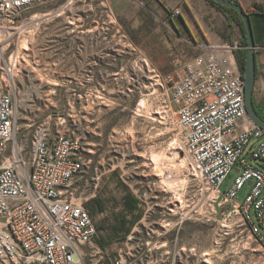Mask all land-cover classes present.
I'll list each match as a JSON object with an SVG mask.
<instances>
[{
  "label": "built area",
  "instance_id": "2783aa9c",
  "mask_svg": "<svg viewBox=\"0 0 264 264\" xmlns=\"http://www.w3.org/2000/svg\"><path fill=\"white\" fill-rule=\"evenodd\" d=\"M73 1L62 8L68 11ZM46 2L0 0V264H201L193 259L194 249L172 252L137 225L115 249L100 248L86 208L95 194L88 197L85 189L95 191L102 174L88 157L82 135H63L56 128L51 137L49 125L42 123L30 138L17 142L20 58L17 50L7 58L6 52L18 28L35 17L22 14ZM179 14L173 10L170 18ZM57 15L43 16L48 21ZM241 39L231 45L196 44L200 53L164 76L144 61L146 80L159 85L163 111L175 119L186 161L184 184L173 186V174L165 171L146 185L138 182L132 192L146 214L162 210L177 218L176 225L226 223L230 233L246 231L264 253V129L246 111L237 60ZM58 121L65 123L61 116ZM234 168L236 177L222 192Z\"/></svg>",
  "mask_w": 264,
  "mask_h": 264
},
{
  "label": "rangeland",
  "instance_id": "374dc122",
  "mask_svg": "<svg viewBox=\"0 0 264 264\" xmlns=\"http://www.w3.org/2000/svg\"><path fill=\"white\" fill-rule=\"evenodd\" d=\"M67 1L47 0L23 13L22 18L38 16V25L18 28L20 33L6 52L5 58L17 50L20 58L17 74L23 99L17 115V142L30 138L32 129L42 123L49 125L51 137L56 128L63 135H82L88 157L102 174L95 191L93 186L85 189L86 196L95 194L86 204L98 200L104 207L92 215L99 247L115 249L125 230L137 225L172 252L194 249L193 259L201 264H264V253L246 231L230 233L221 222L176 225L177 218L162 210L146 214L137 207L129 212L125 205L131 203L138 182L146 185L165 171L173 174V186L183 187L184 166L180 164L185 157L175 119L163 111L165 96L159 85L146 80L144 61L164 76L192 60L200 53L192 37L196 29L201 30L199 20L214 31L218 22L208 10L213 7L225 17L223 12L208 0H181L169 10L184 14L174 19L177 26L185 27L178 29L167 20L170 16L163 0H74L66 11L62 6ZM53 14L58 17L44 19ZM181 39L191 42L194 49ZM253 99L264 109V88H254ZM59 116L65 120L61 126ZM23 145L28 150V144ZM154 153L164 155L159 168L150 160ZM235 177L234 168L222 192ZM244 195L239 192L238 200ZM123 226V231H116Z\"/></svg>",
  "mask_w": 264,
  "mask_h": 264
},
{
  "label": "crops",
  "instance_id": "0c3cea01",
  "mask_svg": "<svg viewBox=\"0 0 264 264\" xmlns=\"http://www.w3.org/2000/svg\"><path fill=\"white\" fill-rule=\"evenodd\" d=\"M159 1V0H158ZM162 1V0H160ZM159 1V2H160ZM166 2L164 7L169 12V16L172 12H170V7L177 5L181 0H163ZM238 4L242 7L245 13L249 14L251 28L253 33V39L255 44V65H256V73L257 79L255 80L254 88L259 86L264 88V0H235ZM163 5V4H162ZM175 5V6H176ZM174 10V9H173ZM208 14H213V18L217 19L218 28L212 31L203 20H199L201 30H197L192 33L193 42H195L198 46L203 43H210L214 45H218L221 43L231 45L237 39L242 38V32L238 25L230 24L228 20L219 12L217 9L211 7L208 10ZM183 13H180L179 16L170 19L169 17L167 20L171 22L173 21L174 25L180 29H184V25L180 24L177 26L178 23L175 22L174 19L183 16ZM200 16H198V19ZM231 31V33H230ZM185 41L187 46L190 47L191 42L187 41L186 39H181ZM192 49L194 47L191 46ZM191 60L186 61L188 63ZM183 63V64H185ZM254 91V90H253ZM262 91V90H261Z\"/></svg>",
  "mask_w": 264,
  "mask_h": 264
},
{
  "label": "water",
  "instance_id": "95a60500",
  "mask_svg": "<svg viewBox=\"0 0 264 264\" xmlns=\"http://www.w3.org/2000/svg\"><path fill=\"white\" fill-rule=\"evenodd\" d=\"M216 4L228 7L235 11L243 24L244 36L246 39V56L243 67V79L245 85V106L249 117L264 129V119L253 109V90L255 84L256 65H255V44L249 16L244 12L242 7L233 3L231 0H213Z\"/></svg>",
  "mask_w": 264,
  "mask_h": 264
},
{
  "label": "trees",
  "instance_id": "16d2710c",
  "mask_svg": "<svg viewBox=\"0 0 264 264\" xmlns=\"http://www.w3.org/2000/svg\"><path fill=\"white\" fill-rule=\"evenodd\" d=\"M212 5L216 6L220 11L223 12V14L225 15V17L228 19L229 22L231 23H234L236 25L239 26L241 32H242V39H241V46H242V49L238 52L237 54V60H238V64H239V67H240V70L241 72L243 73V67H244V64H245V56H246V39H245V36H244V27H243V24H242V21L239 17V15L233 11L232 9L228 8V7H223V6H220L218 4H216L213 0H208ZM233 3L235 4H238V2H236L235 0H231ZM239 5V4H238ZM248 16L249 14L246 13ZM257 79V73L255 75V80ZM253 109L262 116V118L264 119V109H263V106L261 104H256V102L254 101L253 99ZM130 201L131 203L127 202L125 205H126V208L129 212H134L137 207H138V202L136 200V198L134 196H130ZM86 208L87 210L89 211L90 215H95V214H98V213H101L103 212L104 210V207L101 205V203L98 201V200H93L91 202H88L86 204ZM97 228V227H96ZM123 228H125V226L123 227H119V228H115L116 231H123ZM125 235H127L130 231H129V228L125 230ZM97 235H98V229H97ZM97 241V240H96ZM97 245H98V242H96ZM99 246V245H98ZM100 248L104 249L103 246H100Z\"/></svg>",
  "mask_w": 264,
  "mask_h": 264
},
{
  "label": "bare ground",
  "instance_id": "6f19581e",
  "mask_svg": "<svg viewBox=\"0 0 264 264\" xmlns=\"http://www.w3.org/2000/svg\"><path fill=\"white\" fill-rule=\"evenodd\" d=\"M64 10H65V9H64ZM57 16H58V15H57ZM37 17H38V16L35 15V17H33V18L31 19V21H30L28 24H26L25 30H26V29L28 30V29H30V28H34L35 26L38 25V24L35 23V21L38 20ZM26 32L29 33V31H26ZM15 75H16V72H15ZM145 102H146V100L144 99V100H142L140 103H141V105H144ZM176 142H177V140H175V143H174V144H176ZM174 144H172V145H170V146H174ZM163 156H164V155H163L162 153H161V154H159V153H154V154L151 155L150 160H151V162L155 165L156 168H159V167H161L162 165H164V162L162 161ZM173 157H174V156H173ZM183 158H184V157H183ZM163 160H164V159H163ZM184 161H185V159H184ZM184 161L182 160V162H181V164H180V167H183V166H184V164H185ZM174 185H175V184H174ZM180 185H183V182H181ZM172 188H176V187H172Z\"/></svg>",
  "mask_w": 264,
  "mask_h": 264
},
{
  "label": "flooded vegetation",
  "instance_id": "af4514ba",
  "mask_svg": "<svg viewBox=\"0 0 264 264\" xmlns=\"http://www.w3.org/2000/svg\"><path fill=\"white\" fill-rule=\"evenodd\" d=\"M260 117H262L260 114H258Z\"/></svg>",
  "mask_w": 264,
  "mask_h": 264
}]
</instances>
